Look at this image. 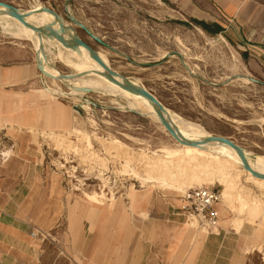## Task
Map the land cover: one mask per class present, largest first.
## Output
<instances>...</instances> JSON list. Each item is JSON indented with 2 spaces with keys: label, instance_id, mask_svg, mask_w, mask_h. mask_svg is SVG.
Returning <instances> with one entry per match:
<instances>
[{
  "label": "rangeland",
  "instance_id": "rangeland-1",
  "mask_svg": "<svg viewBox=\"0 0 264 264\" xmlns=\"http://www.w3.org/2000/svg\"><path fill=\"white\" fill-rule=\"evenodd\" d=\"M0 1L27 14L37 12L35 15L49 23L53 17L38 9L54 11L65 22L63 26L89 45L109 70L145 88L182 123L232 141L253 161L264 158V81L250 70L240 46L228 39L223 29L189 18L168 0ZM7 21L16 28L22 26L11 17ZM1 26L0 63L31 61L40 46L36 35L27 40ZM42 49V67L53 75L87 70L85 66L77 68L78 56L58 41L43 39ZM84 53L87 65L95 62L100 67L87 50ZM91 78L99 82L94 74L63 84L47 81L55 95L65 101L95 103L97 114L95 117L93 109L87 108L92 113L82 115L77 125L65 132H29L39 155L45 152L46 173L59 191V209L57 222L39 245L37 257L21 264H86L92 247L85 245L80 255L81 245H74L71 235L79 214L82 226L88 228V216L97 210L99 201L104 206L111 204L112 211L118 208L112 214H127L139 194L147 199H180L188 189L201 187L220 195V209L241 236V255L235 264H264V189L231 165L223 171L235 178L224 203L217 170L206 161L209 156L203 160L212 172L196 174L186 159L165 152L184 146L170 137L161 123L125 97L86 89ZM186 219L194 230L195 220ZM87 239L89 244L92 233Z\"/></svg>",
  "mask_w": 264,
  "mask_h": 264
},
{
  "label": "crops",
  "instance_id": "crops-1",
  "mask_svg": "<svg viewBox=\"0 0 264 264\" xmlns=\"http://www.w3.org/2000/svg\"><path fill=\"white\" fill-rule=\"evenodd\" d=\"M168 1L189 18L223 29L228 39L240 46L250 70L264 81V0ZM47 81L36 69L35 51L31 61L0 63V128L15 147L12 157L0 168V264L35 259L39 245L57 222L59 191L46 173L45 152L39 155L29 132H65L73 129L82 115L92 113L78 109L83 101L76 104L56 96ZM136 199L127 214H112L118 208L112 211L111 204L104 206L99 201L97 210L88 216L87 229L78 215L71 241L81 245L80 255L85 245L92 247L86 264L238 261L241 236L233 231L220 203L215 207L217 228L207 233L188 224L180 210L181 198L147 199L139 194Z\"/></svg>",
  "mask_w": 264,
  "mask_h": 264
},
{
  "label": "bare ground",
  "instance_id": "bare-ground-1",
  "mask_svg": "<svg viewBox=\"0 0 264 264\" xmlns=\"http://www.w3.org/2000/svg\"><path fill=\"white\" fill-rule=\"evenodd\" d=\"M1 9L2 8H0V26L1 25L5 26V27L9 28L10 30L14 31L16 34H18V33L23 34V36L28 38L27 40H29L32 36L36 35L33 31H31L30 29L24 27L23 25L20 26L19 28H16V27L12 26L7 21V19L10 17L9 13H7V15H8V18H7V15ZM16 9H18V8H16ZM38 12H44L43 11V7L38 9ZM20 13H24V12H22V10H21ZM33 13L34 14L25 13V14H27V17L25 18L27 23H29L28 21L35 22L36 23V27H42L44 25L50 24L44 18L40 17L39 15H35V13H37V12H33ZM44 13H46V12H44ZM57 23H58V25H54V30L57 31L58 34L65 41H69V40L72 39V37L75 36L74 33L71 32V30H69L67 27L63 26L65 24V22L63 20H60V21L58 20ZM59 24L62 25V30H60ZM36 37H37V35H36ZM23 39H24V37H23ZM43 39L45 41H48V42H54V41L57 42L55 39L49 40V39L43 37L42 41H41V44L39 42L40 46L43 44ZM41 50H43L42 46H41V49H38L35 52V54L36 53L38 54L39 59H41L43 57V52L41 54ZM71 51H72V53H74V54H76L78 56L79 65H77L78 66L77 68H80L81 66L87 67V70H85L82 73L83 75L94 74V75H96L98 77V81H99L98 83L97 82L95 83V80L93 81L92 78L89 79V83H88L89 86L86 85V89L88 87H91V89L92 88L93 89L90 90V91L97 90L98 92L101 91L100 93H103L105 95H110V96L112 95L114 97H119V96L125 97L132 104H134V106H137L139 109L144 110L147 113V116H149L150 118H152L153 120H155L159 124L161 123V121L159 120V117L157 115L156 110L154 109V107L145 98L141 97L138 94H135V93H132L130 91H127L123 87L115 85L114 83L109 81L104 76L106 74V71L103 68L96 66L97 64H94L95 62L94 63H90V65H87L86 64V62H87L86 60L87 59H86L85 53H84L85 50L82 47L71 48ZM85 67H84V69H85ZM44 71H46V70L44 69ZM46 72L49 73L48 71H46ZM75 72L77 74H79L77 71H75ZM49 74L53 78L59 77L60 75H67V74H61L58 71L54 75L51 74V73H49ZM113 74H114V79L116 81L120 82V83H122L123 80L125 79V78L115 74L114 72H113ZM62 82H67V81H62ZM78 84L80 85L81 83H78ZM131 84L133 86H136V87H142L140 85H135L132 82H131ZM47 90L50 91L49 89H47ZM86 91L89 92L88 90H86ZM112 101L114 102L115 100H112ZM164 110H165V113H166L165 118L168 120L169 124L177 132V134L179 135L180 138H182L183 140H186L188 142H191V143L203 142L200 146H197V147H193V146H190V145H183L184 147L181 150H175V151L171 152L170 150L167 149L165 152L167 154H173L175 156H179L180 158L186 159L188 161V163L195 169L196 174H199V175L200 174H207V173L212 172V170L207 169V167L209 168L210 165L206 164L207 162H211L212 166L215 167V169L217 170V179H218V182H219L220 186H222L221 198L223 199L224 203L227 200V196H228L227 195V191L231 187V182L235 179L234 175L225 174L227 169L231 165H235L240 171L244 172L245 175L251 181H253V183L255 185H257L258 187L264 189V179L263 178L254 177L249 171L245 170V167L243 166V164H242L237 152L233 148H231V147H230L231 149L226 148L224 146L225 144L222 145V144H220L218 142H204L205 140L212 138L209 135V133H207L205 130H203L199 126H194V124H191L189 122L185 121L184 123H182L181 119L179 117H177L176 115L172 114L168 109L164 108ZM241 152H242V154H243V156H244V158L246 160V163H247L248 167L251 169V171L253 173H257L259 175H263L264 176V158H262V157L257 158L256 157L257 160L253 161V160L250 159L249 156L244 154L242 148H241ZM206 156H209L208 157L209 160H206L207 162H204L203 159L207 158ZM152 164H155V162H152ZM166 168H169V166H167ZM162 171L163 170H160L159 173L161 174ZM223 171L225 173H223ZM101 196L102 195H100V197H98L99 200L101 199ZM93 197H94V195H93ZM95 197H97V195ZM219 198H220V195H219ZM91 200H93V199H91ZM187 222L189 224V220ZM195 226H196L195 229L202 230V229H200L197 226V224Z\"/></svg>",
  "mask_w": 264,
  "mask_h": 264
},
{
  "label": "water",
  "instance_id": "water-1",
  "mask_svg": "<svg viewBox=\"0 0 264 264\" xmlns=\"http://www.w3.org/2000/svg\"><path fill=\"white\" fill-rule=\"evenodd\" d=\"M0 8L2 9H6L9 12V16L15 20H17L19 23H21L24 27L30 29L31 31H33L36 35H37V39L39 40L40 44L42 41V38L45 37L49 40L51 39H55L57 40L63 47L65 48H76V47H82L85 50H87L91 56V58L96 61L99 66L101 68H103L106 71V74L104 75L109 81H111L112 83H114L115 85L121 86L124 89H126L127 91H130L132 93L138 94L141 97L145 98L156 110L157 115L159 117V120L161 121V125L163 126V128L165 129V131L169 134L170 137H172L178 144L180 145H190L193 147H197L200 146L203 142H188L186 140H183L182 138L179 137V135L177 134V132L172 128V126L169 124L168 120L165 118V110L164 108L161 106V104L159 103V101L151 94L149 93L145 88L143 87H136L133 86L131 84V82H129L128 80L124 79L122 83L116 81L114 79V74L111 70H109L101 61L100 59L97 57L95 51L89 46L87 45L85 42H83L79 36H74L72 37L71 40L69 41H65L59 34L57 31L54 30V25L55 23L59 20H62L60 18V16H58L54 11L43 7V11L46 12L47 14L51 15L53 17V21L50 24L44 25L42 27H36L30 23H27L25 18L27 17V14L25 13H20L21 11H19L18 9H16V7L7 4L5 2H1L0 1ZM30 14V13H28ZM76 25H78L85 33H87L92 39H94L96 42L100 43V41L95 38L93 35H91V33L81 24L74 22ZM70 27V26H69ZM59 28L60 30H62V25L59 24ZM71 28V27H70ZM72 29V28H71ZM42 46V45H41ZM41 46L39 47V49H41ZM43 50H41V54H42ZM35 65H36V69L39 72V74L41 76H43L46 79H53L56 82L62 83V81H70L73 79H77L79 77H82L83 74H67V75H60L59 77L53 78L49 73H47L46 71H44V69L42 68V62L41 59H39L38 54H35ZM63 84V83H62ZM90 93V92H87ZM95 103L92 102H85L82 105L78 106V109L81 110L82 112H86L87 108H91L94 109L95 108ZM93 114L96 115L95 111H93ZM204 142H219V143H223L231 148H233L243 166L245 167V170L249 171L254 177L257 178H263V175H259L257 173H253L251 171V169L248 167L246 160L241 152V148L238 147L237 145H235L232 141L224 138V137H212L210 139L205 140Z\"/></svg>",
  "mask_w": 264,
  "mask_h": 264
},
{
  "label": "built area",
  "instance_id": "built-area-1",
  "mask_svg": "<svg viewBox=\"0 0 264 264\" xmlns=\"http://www.w3.org/2000/svg\"><path fill=\"white\" fill-rule=\"evenodd\" d=\"M14 149V143L0 128V168L12 157ZM181 200V212L190 220H195L200 229L209 233L217 228L218 212L215 207L219 203V194L214 189H188Z\"/></svg>",
  "mask_w": 264,
  "mask_h": 264
}]
</instances>
